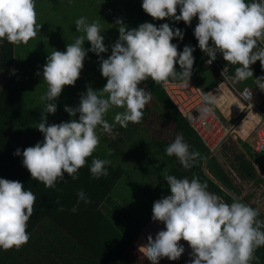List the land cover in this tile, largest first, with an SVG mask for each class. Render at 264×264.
<instances>
[{"label": "clouds", "instance_id": "9594fccd", "mask_svg": "<svg viewBox=\"0 0 264 264\" xmlns=\"http://www.w3.org/2000/svg\"><path fill=\"white\" fill-rule=\"evenodd\" d=\"M36 0H0V42L27 43L37 35L41 24L36 21ZM71 2V0H69ZM142 10L153 19L168 18L189 25L193 17L197 23L193 35L198 47L208 57V63L220 53L235 68L233 80H244L253 75L249 65L257 60L264 66V0H141ZM177 8L179 13L177 14ZM118 37L110 46L107 58L101 53L108 51L103 43L100 24L86 17L75 19V31L80 33L65 50H52L42 66L46 90L39 96L43 105L36 128L43 139L27 146L13 155L22 156L21 163L31 178L45 187H55L57 179L66 173L76 178L77 170L91 156L99 139L97 126L111 132L112 124L104 119L107 111L115 106L122 108L113 117L114 123L126 127L128 122L137 123L150 99V93L140 86L141 81L151 79L163 82L173 79L181 87L188 85L194 62L193 46L185 44L177 50L173 37L182 40L184 30L168 22L158 26L145 21L136 27L127 28L116 21ZM89 47H84V42ZM87 52L97 55L99 71L106 83L99 91L90 86L80 94L75 107L64 105V111L78 119L59 123H46L44 113L56 111V98L62 87L73 85L83 68ZM174 65L179 66V70ZM13 71H15L13 69ZM258 87L264 89V77H258ZM220 94L205 92L201 96L200 119L222 113L225 106L236 104L225 89ZM248 122L254 121L253 113H247ZM245 118L239 128L242 136L248 134ZM165 153L175 156L184 168H191L199 155L190 151L182 135L177 134L166 145ZM107 159L93 157L89 172L94 178L107 175L104 165ZM169 193L153 201L151 219L163 222L164 227L154 238L149 235L147 243L140 247L150 264L166 257L178 260L185 251L186 241L190 260L185 264H252L259 261L255 250L264 246V221L258 218V210L236 197L225 202L207 190L206 184L193 176L177 178L166 174ZM34 193L23 187L22 182L0 178V249L19 248L29 239L27 221L32 214ZM88 202L84 191H77V204ZM71 211H76L73 205ZM262 211V210H261Z\"/></svg>", "mask_w": 264, "mask_h": 264}, {"label": "trees", "instance_id": "16d2710c", "mask_svg": "<svg viewBox=\"0 0 264 264\" xmlns=\"http://www.w3.org/2000/svg\"><path fill=\"white\" fill-rule=\"evenodd\" d=\"M49 1L55 4L59 0ZM87 1L88 5L90 4L92 7L90 15L92 20H94V16H97L101 19V23L106 24L107 31L103 30L101 32L103 36L107 33V35L111 33V36H113L118 31L117 20H120L124 25L127 22L140 24L148 21L157 26L163 23L164 20L153 19L146 14L140 6L141 0H121L119 2H113V0H83L85 3ZM42 3H44L43 0ZM100 3L105 5L107 12L102 14V4L100 5ZM58 15V13H55L54 19ZM50 17H54L53 14H50ZM103 24L100 25L101 30ZM171 25L184 30L182 40L173 37L171 41L177 44L178 53L185 44H189L195 49L192 53L194 62L189 80L193 77V82L198 88L211 90V88H204L203 82H207L208 77L211 81H214L213 72L215 69L205 67V55L196 47L197 41L190 33L188 26L183 21H173ZM58 27H61V25H58ZM27 44H12L6 40L0 42V71L12 72L0 90V178L20 181L24 188L34 193L36 199L33 203L32 214L26 222L28 234H34L39 226L48 220L50 225L57 226L65 231L67 237L72 238L82 247L86 253L83 257L94 260L91 263V260L88 259V262L84 264H150L143 261L145 257L142 249L136 248L134 245L136 238L150 221L143 224V221L137 220L135 217L137 216L136 212L129 209L123 199L119 197L121 186H119L118 193L114 194V190L118 188L123 177L130 176L127 172L129 170L128 165L140 164L141 157L146 158V156L155 155L153 152L159 155V166L166 168V171L154 173L148 171V168H143L142 176L149 178V175H153L152 180L155 176L160 185V196L169 193L167 183L163 179L166 174L174 175L177 178L187 177L188 179L195 176L199 181L206 184L209 192L215 193L225 202L231 203L232 198L236 197L256 208L259 213L258 218L264 221V212L257 207L259 204L257 199L250 201L248 197H241L239 186L224 170L218 158L209 153L187 119L167 96L163 84L167 81H175L171 78L159 83L152 81L150 78L140 82V86H143L150 93L154 101L146 103L142 110L143 116L139 122H128L126 127H121L118 123H115L111 132H105L101 126H97L96 132L99 142L91 156L86 157L85 164L77 170L75 179L65 173L62 179H57L55 187H45L42 182L31 178L30 173L21 163L22 156L13 155V153L16 148H20L22 152L25 147L34 145L38 140L43 139L42 133L35 126L40 120L43 109L37 91L39 90L41 95L46 90V84L42 76L35 75L37 73L33 70L30 73L21 70L24 65L26 68H33L36 65L32 60L33 55L28 57L25 63L23 61V54L26 53V48H28ZM30 45L28 44L29 48H31ZM89 46L84 45L86 49ZM105 53L100 55L105 57ZM95 60H98L97 55L87 52L82 69H87V71L99 69L98 66L94 65ZM226 63L230 66L231 73L234 75L235 68L239 65H233L227 61ZM254 63L256 64L255 68H257L256 72H252L253 75L244 80H238L240 87L253 86L258 82V77H264V66L261 65L259 60ZM174 67L179 70L178 65H174ZM196 74L198 76H194ZM79 80H82L81 71L78 77ZM215 80L216 82L213 83L218 82L217 79ZM71 86H66L69 88L68 93H66L67 97L56 98V111L52 114L44 113L46 123H59L70 118L78 119V113L69 117L68 113L64 111V105L75 107L79 103L81 92H76V87L71 89ZM152 108L158 111L159 114L160 109H163L162 116L165 120L170 119L173 122L176 135H182L189 146V150L199 154L191 168H184L175 156L166 155L165 147L170 142L142 135L140 129L143 123L147 125V121H150L149 111ZM260 108L264 111V98ZM109 112L112 113L111 110H108ZM242 147L249 157L244 153L236 155L234 160L231 161L233 170L241 180L252 181L259 186L264 184V179L258 174L254 165V163L258 165L257 156L264 159V154L254 152L247 144H242ZM93 157L110 161V163L104 165L107 169V175H101L98 178L91 175L89 167ZM133 168L135 169V167ZM81 189L84 191L88 202L85 203L81 200L77 204V191ZM153 201H150V203L153 204ZM73 205H76L75 212L71 211ZM254 255L259 258L258 264H264V246L258 247ZM252 264H257V261L253 260Z\"/></svg>", "mask_w": 264, "mask_h": 264}, {"label": "rangeland", "instance_id": "374dc122", "mask_svg": "<svg viewBox=\"0 0 264 264\" xmlns=\"http://www.w3.org/2000/svg\"><path fill=\"white\" fill-rule=\"evenodd\" d=\"M49 0H43L44 3H42V0H36L35 2V11H36V21L38 24H41L40 28L37 30V35L33 38H30V40L33 41H41L46 44V53H50L52 50H65L66 43L72 42L75 36L79 35L80 33H77L75 31V25L74 21L76 18L80 16H84L87 18L89 22L93 21L91 15V5L89 4L86 6L85 4L76 3L78 0H74V3L72 6L66 10L65 14L62 12L57 18H55V13L57 12V9L54 10L53 2L50 4L48 2ZM69 1V0H68ZM121 0H113V2H119ZM125 3V1H123ZM102 3H100L101 5ZM121 4V2H120ZM104 8H103V7ZM102 14L103 12H107L105 9V5L102 4ZM97 11H99L96 8ZM50 12L53 13L54 17H50ZM61 19V20H60ZM93 19L97 21L100 25L101 19L97 16H94ZM44 21V22H43ZM109 23V21H107ZM58 25H61V27H58ZM106 24L102 25V32L103 30L107 31V28L105 27ZM138 24H135V22H127L125 23L126 29L136 27ZM56 28V29H55ZM108 34V33H107ZM105 35L103 43L108 47V51L105 53V57L107 58V55L111 52V45L115 42V40L118 37V31L111 36V33L109 35ZM25 44V43H23ZM84 45H89L88 41L84 42ZM47 56V55H46ZM94 65L99 67V61L95 60ZM39 75V74H35ZM94 76V77H92ZM81 78L82 80L78 81V78L74 82V84L71 86V89L73 87H76V92L79 91L83 93L86 90V86H90L93 89L99 91L103 87V85L106 83V78L102 77L100 74V71L98 68L94 70L87 71V69L81 70ZM82 81V82H81ZM81 82V83H80ZM204 88H213L215 83L211 81V79L208 77L207 82H203ZM40 86V84H38ZM67 85L62 87V91L59 95V97L65 98L67 97L66 93L69 90ZM69 95V94H68ZM37 96L39 98L40 92L37 91ZM76 97L78 98L77 94ZM262 98V97H260ZM154 101V98L150 96V99L147 103H152ZM152 106V104H151ZM109 110L112 111L105 114L104 119H106L109 124L115 125L113 121V117L116 112L123 111L122 108L118 107H111ZM164 112L163 109H160V114L158 111L154 110L153 108L149 111V119L150 121H147V125L144 123L141 127L142 135H148L149 138H155L158 140H164L167 142H171L174 137L176 136L175 133V126L173 122L168 119L165 120L164 116H162V113ZM219 112V111H218ZM111 113V115H110ZM165 120V121H164ZM244 153L247 155L246 150L242 147V144L239 142H233L230 141L226 143L220 150H218L215 153V156L218 158L219 162L221 163L224 170L230 175V177L234 180V182L239 186L241 190V197H248L250 201H255L257 198H261L264 196V188H261L258 184H254L252 181L248 180H241L235 171L232 168L231 161L234 160L235 156ZM155 155L146 156V158L141 157L140 164H136L134 166L128 165L127 172L130 174V176L123 177L118 185V188L114 190V194L118 193L119 186H121L119 197L123 199L124 203L129 207V209H132L136 212L137 220L143 221V224L147 221H150L149 223L144 226L142 235H141V242H143L142 246L146 244L147 238L149 235H151L153 238L155 234L161 230L164 225L163 222H157L153 221L151 219V208L152 203L150 201L159 199L161 196V191L159 190V184L158 180L154 176V180L151 179L153 175H149V178H144L143 175V168H148V171L150 172H165L166 168L159 166V155L153 152ZM247 157H249L247 155ZM258 174L264 179V171L258 167L256 163H254ZM132 167V168H131ZM135 167V169L133 168ZM161 169V170H160ZM206 172H208L207 169H205ZM132 174V175H131ZM260 194V195H259ZM259 196V197H258ZM251 197V199H250ZM259 204L262 205V200L258 201ZM258 204L259 210H262L264 212V203L263 206H260ZM178 243H182L185 245V251L181 254L180 258L178 260L170 261L166 257L161 258L158 261V264H185L187 260H190L191 257L188 255L191 249L188 247V244L186 241H179ZM143 261L149 262L146 258H143ZM150 263V262H149Z\"/></svg>", "mask_w": 264, "mask_h": 264}, {"label": "built area", "instance_id": "2783aa9c", "mask_svg": "<svg viewBox=\"0 0 264 264\" xmlns=\"http://www.w3.org/2000/svg\"><path fill=\"white\" fill-rule=\"evenodd\" d=\"M177 11L179 12L178 8ZM197 22V18L193 17L190 24L187 25L192 35L193 28ZM204 55L206 58L205 67L213 68L218 72L221 78L220 83L211 90L205 91L191 82L181 87L177 81H167L163 84L167 96L187 119L211 155H215L218 150L230 141L247 144L254 152L264 154V111L260 108L261 103L257 100V91L250 87L238 86V81L232 79L234 75L231 73L230 66L220 53H216V58L210 63L207 62V55L205 53ZM219 87H221L222 92L226 89L232 98L240 102V110L237 111L230 105L227 107L230 112L229 115L216 109L213 115L203 120L200 119L201 96L205 92L219 95ZM247 113H253L254 121L248 122L249 118L245 117ZM244 118L248 122L246 126L249 128L246 136H242L239 130ZM260 187L264 188V184H261ZM261 200L263 201L262 205H259L263 206L264 196L257 198V202Z\"/></svg>", "mask_w": 264, "mask_h": 264}, {"label": "crops", "instance_id": "0c3cea01", "mask_svg": "<svg viewBox=\"0 0 264 264\" xmlns=\"http://www.w3.org/2000/svg\"><path fill=\"white\" fill-rule=\"evenodd\" d=\"M48 2L52 4L51 1ZM73 3L74 1L69 2L68 0H59L56 1L55 4L53 5H55L58 14L62 12L65 14L68 7L72 6ZM76 3L85 4L88 6V1L85 3L83 2V0H78ZM49 14H53V13L50 12ZM163 19L164 20L162 22H168L169 24L173 22L168 18H163ZM27 43L29 45L30 44L32 45H30L31 48H29L28 44L26 45L28 48H26L27 49L26 53L24 52L25 54H23V61L25 63L27 61V58L33 55L32 60H34V63L36 65L33 68L32 67L26 68L25 65L24 66L22 65L23 67H21L22 68L21 70L28 73H30L32 70L37 74L41 73L42 66L46 62L45 60L46 55H48V53L45 52L46 44L41 41H33V40H30ZM249 67L252 72H256L257 68H255L256 67L255 63L249 65ZM11 73H12L11 71H0V90L7 81ZM194 76H198V74ZM213 79H214L213 82H216L215 79L218 80V82L215 83L216 85H214V87H216L220 83V79H221L216 70L213 72ZM193 81H194L193 77H191L189 82L195 85ZM244 87H250L253 90H256L257 100L260 103L262 102L264 98V89H260L258 87V82L255 83L253 86L247 85ZM233 101L238 102L239 106L236 105L235 103L232 104V106L237 111L240 110L241 108L240 102L235 98H233ZM227 107L228 106H225V111L229 112L227 110ZM142 232L134 242L136 248L137 247L140 248L143 244V242H141ZM85 255L86 253L83 251L82 247H80L76 241H74L72 238L67 237V234H65V231H63L62 229L58 228L57 226L50 225L49 221L47 220L42 225L39 226V228L34 234H29L28 241L25 244L21 245L19 248L12 247L9 249H0V264H84L85 262H88L89 259L88 257H83ZM89 260H91V263L94 262V260L92 259Z\"/></svg>", "mask_w": 264, "mask_h": 264}, {"label": "water", "instance_id": "95a60500", "mask_svg": "<svg viewBox=\"0 0 264 264\" xmlns=\"http://www.w3.org/2000/svg\"><path fill=\"white\" fill-rule=\"evenodd\" d=\"M257 159H258L259 167L264 171V159L258 156H257Z\"/></svg>", "mask_w": 264, "mask_h": 264}, {"label": "bare ground", "instance_id": "6f19581e", "mask_svg": "<svg viewBox=\"0 0 264 264\" xmlns=\"http://www.w3.org/2000/svg\"><path fill=\"white\" fill-rule=\"evenodd\" d=\"M224 112H225L227 115H228V113H229V112H227V111H224Z\"/></svg>", "mask_w": 264, "mask_h": 264}]
</instances>
